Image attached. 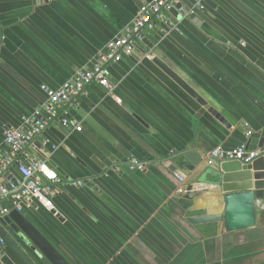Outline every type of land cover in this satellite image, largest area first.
Wrapping results in <instances>:
<instances>
[{
    "label": "crops",
    "instance_id": "crops-1",
    "mask_svg": "<svg viewBox=\"0 0 264 264\" xmlns=\"http://www.w3.org/2000/svg\"><path fill=\"white\" fill-rule=\"evenodd\" d=\"M149 2L0 0V146L6 128L40 109L41 86L56 89L91 68ZM179 4L181 19L167 14L175 29L159 25L131 56L108 66L121 104L88 86L68 111L81 131L55 121L21 155L45 159L61 179L54 212L34 203L22 214L69 264H264V209L257 206L256 227L244 231L190 225L189 217L220 212L222 193L170 170L182 152L196 150L206 166L207 152L245 146L247 132L264 131V0ZM155 59L237 125L208 113ZM130 158L145 172L129 170ZM6 175L20 182L16 169ZM5 176L0 183L16 187ZM0 260L48 264L5 222Z\"/></svg>",
    "mask_w": 264,
    "mask_h": 264
},
{
    "label": "built area",
    "instance_id": "built-area-1",
    "mask_svg": "<svg viewBox=\"0 0 264 264\" xmlns=\"http://www.w3.org/2000/svg\"><path fill=\"white\" fill-rule=\"evenodd\" d=\"M177 4L179 0H151L142 5L122 34L108 41L104 50L96 55L91 68L77 71L71 80L56 89L41 86L45 100L40 109L23 119L21 127L6 128L3 131V141L0 146V179L14 168L20 176V182L18 186L10 189L0 183V225L11 212L22 213L24 208L34 203L47 212L54 211L55 187L61 184V179L45 159L36 155L26 157L21 155H24L29 148L34 149L39 138L55 121L73 130L81 131L76 121L68 116V111L73 106L74 99L82 95L88 86L97 85L103 88L116 104H121L120 99L114 95L108 66L131 56L136 44L143 42L159 25L166 26L170 30L175 29V23L167 14ZM249 135L250 132H247L246 136ZM259 158L264 159V146L253 151L240 146L232 150L212 149L206 153L204 161L207 166L225 161H237L248 165ZM127 164L129 170L133 172H145V166L135 158H130ZM174 176L180 184L184 183L181 174L175 173ZM77 186L82 187L83 184L77 183ZM183 191L184 188L180 189L181 193ZM257 206L264 209V198L257 203Z\"/></svg>",
    "mask_w": 264,
    "mask_h": 264
},
{
    "label": "water",
    "instance_id": "water-1",
    "mask_svg": "<svg viewBox=\"0 0 264 264\" xmlns=\"http://www.w3.org/2000/svg\"><path fill=\"white\" fill-rule=\"evenodd\" d=\"M142 4L140 3V6ZM180 8L181 5L177 4L170 11L177 20L184 16L183 12H178ZM154 62L192 99L206 108L208 113L220 122L225 123L227 127L237 125V122L226 112H218L208 106L189 85L161 61L155 59ZM263 146L264 131L261 133H251L247 137L246 150L253 151ZM173 159H175V162L170 167L171 171L174 172L176 169H180L187 177L195 174L194 182L196 184L215 187L222 193L221 211L214 214L189 217L187 218V222L190 225L220 223L226 233L239 232L256 227L257 203L264 198L263 158L256 159L248 165H243L237 161L218 162L214 168L212 166H204L201 156L196 150L182 152L178 156H174ZM5 179L10 180L13 186L19 185V182L13 179L11 175H6ZM3 184L6 185V182L4 181ZM89 186L93 187L92 183H89ZM6 187L8 189L11 188L9 185H6ZM192 187L193 185L187 187V194H191ZM3 222L11 223L14 234L18 236L21 242L28 245L39 258L44 259L48 264H69L22 213L13 211ZM0 264H2L1 260Z\"/></svg>",
    "mask_w": 264,
    "mask_h": 264
}]
</instances>
